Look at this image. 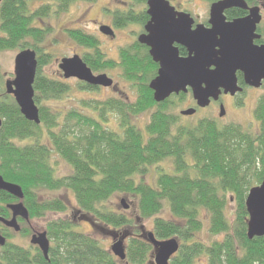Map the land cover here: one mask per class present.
Here are the masks:
<instances>
[{
  "label": "trees",
  "instance_id": "trees-1",
  "mask_svg": "<svg viewBox=\"0 0 264 264\" xmlns=\"http://www.w3.org/2000/svg\"><path fill=\"white\" fill-rule=\"evenodd\" d=\"M96 1L2 0L0 52H35L33 90L40 124L22 117L13 97L4 92L0 72V176L21 188L22 203L30 220L44 218L48 213H64L66 205L60 199L41 198L43 192L64 191L72 194L82 217L106 230L123 232L135 220L105 206L112 197L122 194L137 200V220L153 219L151 232L157 240L177 239L179 250L169 264H264V237L247 239L245 209L249 189L260 185L264 177V96L254 112L256 133L234 124L218 126L209 119L199 120L194 126L180 125L179 116L171 113L170 98L161 104L153 101L148 85L157 70L146 47L137 42L124 47L117 63L105 58L95 37L72 30L67 31L68 37L86 50L81 59L87 67L95 74L119 68L122 77L135 88L136 97L133 101L81 100L80 111L71 109L65 114L40 105L41 101H60L70 91L67 83L41 74L50 61L38 46L50 32L47 20L68 13L77 3ZM129 1L133 7L146 4V0ZM244 1L257 4V0ZM239 14L229 11L226 16L231 19ZM113 16L116 29L128 25L143 28L148 20L145 10L136 11L131 6ZM258 32L264 43V25ZM180 54L186 55L181 49ZM78 86L81 91L97 90L83 83ZM177 98L181 101L185 96L180 94ZM149 112L148 123L139 128L137 119ZM110 122L115 123L116 130L109 128ZM54 156L70 168L68 175L56 177ZM165 161L172 163L171 170L157 171L155 184L136 181L149 168ZM227 195L235 204L231 224L226 213L230 204ZM15 202L0 191V216L8 218L6 205ZM164 207L168 208L169 219L158 217ZM203 213L209 219L208 233L222 236L221 240L209 244L197 240ZM75 228L67 220L48 222V261L37 248L25 249L9 243L12 236L3 231L8 241L0 249V264H150L152 260L153 248L141 238L129 239L126 259L120 262ZM19 235L30 234L22 229Z\"/></svg>",
  "mask_w": 264,
  "mask_h": 264
},
{
  "label": "water",
  "instance_id": "water-1",
  "mask_svg": "<svg viewBox=\"0 0 264 264\" xmlns=\"http://www.w3.org/2000/svg\"><path fill=\"white\" fill-rule=\"evenodd\" d=\"M231 9L248 11L249 14L245 18L226 21L224 12ZM145 14L148 22L143 28L144 33L136 41L148 48L152 62L158 65L156 77L148 85L154 103L161 104L171 96L190 92L195 108H188L179 114L191 117L196 108L208 107L221 94L233 97L242 93L237 83V73L242 74L243 82L248 87L259 88L264 83V45H254V41L260 38L256 34L261 22L259 7L248 8L244 0H219L209 7L208 27L194 25L189 14L176 11L168 0H146ZM99 32L114 37L113 30L108 26L100 27ZM179 47L185 50V57L179 55ZM58 69L65 80L75 79L93 88L113 87L111 78L106 74L95 75L77 55L61 59ZM36 70L35 52L20 51L14 59V79L6 81L4 89L6 95L13 97L22 117L39 125V111L34 103L33 90ZM224 115L220 107L219 117ZM0 191L17 200V203L7 206L11 219L5 220L0 216V224L18 233L20 226L17 218L24 222L29 219L22 203V190L0 176ZM120 204L123 209H128L123 200ZM245 209L248 217L247 239L264 237V177L260 185L249 189ZM84 218L93 229L112 239V256L120 262L125 261L124 242L129 234L106 230L94 225L89 218ZM141 239L153 248L151 264H169L180 246L177 239L160 241L152 232L144 233ZM29 244L37 247L48 261L50 242L45 232L33 234ZM5 245L6 239L0 233V248Z\"/></svg>",
  "mask_w": 264,
  "mask_h": 264
},
{
  "label": "rangeland",
  "instance_id": "rangeland-1",
  "mask_svg": "<svg viewBox=\"0 0 264 264\" xmlns=\"http://www.w3.org/2000/svg\"><path fill=\"white\" fill-rule=\"evenodd\" d=\"M170 5L174 8L181 10L184 13L189 14L195 22V25H205L209 18V7L212 3H208L204 0H168ZM258 7L261 8L264 22V0H258ZM130 6L134 10H146V4L137 6L129 0H97L93 4L77 3L73 5L68 13L54 16L47 20L46 27L50 30L46 39L38 44L42 53L48 54L50 61L46 64L41 74L54 81H63L70 87L69 93L58 101H41L40 105L49 108L53 111H59L66 113L71 109L81 110L79 107V101L92 99L94 101H104L107 99H122L133 101L136 97L135 88L130 85L121 75L119 68L104 71L109 78L113 80L112 88H97L93 91H81L78 89V83L75 79L65 80L62 77V73L58 69V64L63 58H71L74 55L81 57L86 50L78 47L68 37L67 31H82L83 33L95 37L98 41L100 49L107 60H111L118 63L119 51L126 46L132 45L136 42V38L142 32V28L138 25H128L122 29H116L113 26V15L115 13H123L128 10ZM102 26H108L112 28L114 37H107L99 32V28ZM19 53L18 50L3 51L0 52V72L3 76V89L5 88V82L14 79V59ZM95 74V73H94ZM97 75V74H96ZM5 90V89H4ZM5 92V91H4ZM179 96V95H178ZM178 96H171L170 100L171 113L179 116V124L183 126H194L199 120L208 118L214 120L218 126L237 125L242 130L249 133H256L258 131V123L255 120L254 112L257 107L258 100L264 96V87L260 89L246 88L244 92L235 96L234 101L225 103V115L223 119L219 117V110H216L214 114L212 108L206 107L198 109L197 112L191 117L181 116L179 113L188 108H195V103L192 100L190 92L184 94L185 99L178 100ZM149 113H145L137 119V125L139 128H144L148 123ZM110 129L116 130L114 122L108 124ZM17 145L27 144V142L19 143ZM52 166L55 171L56 177H63L70 173V168L61 160L55 156L52 157ZM172 163L165 161L159 164L157 167L149 168L147 174L141 179L137 177L136 181L142 180L148 185L155 184V178L157 171L164 169L165 171L171 170ZM251 181V179H249ZM227 199L230 198V204L227 206V217L230 224L234 221L235 204L231 200V196L227 195ZM41 198L45 200L60 199L66 205V211L64 213L49 214L44 218L35 219L22 227L29 231L30 234H40L45 232V228L48 222L62 219L67 220L76 226L75 230L81 233L87 234L96 240L100 246L110 252L112 245V239L103 234L99 230H93L90 224L84 217L78 212L72 194L68 192H43ZM124 201V204L128 207L127 210L123 209L120 202ZM106 208L116 212L123 213L128 219L135 220L134 225L128 230H123L117 233H128L129 237L126 238L124 246L128 244L129 239L132 236L141 238L144 233L151 232L153 227V219L151 220H137V200L126 195H116L112 197L107 203ZM169 211L167 207H164L162 212L158 215L160 218L169 219ZM202 228L197 235V240L209 244L215 240H221L222 236L212 237L208 233L209 219L208 216L203 213L201 215ZM134 222V221H133ZM12 239L9 243L17 245L19 247L29 249L32 246L29 244L30 237H22L19 234L10 232ZM51 245V244H50ZM152 263V260L150 261Z\"/></svg>",
  "mask_w": 264,
  "mask_h": 264
},
{
  "label": "flooded vegetation",
  "instance_id": "flooded-vegetation-1",
  "mask_svg": "<svg viewBox=\"0 0 264 264\" xmlns=\"http://www.w3.org/2000/svg\"><path fill=\"white\" fill-rule=\"evenodd\" d=\"M258 1V0H257ZM247 4V3H246ZM258 5V3L257 4H251V5H248L247 4V6H248V8H253V7H258L257 6ZM176 9V11H178V12H182L181 10H179V9H177V8H175ZM229 11H238L239 13H241V14H239V16H237V17H233V18H231V19H228L227 18V12H229ZM248 14H249V12L248 11H243V10H239V9H231V10H228V11H225L224 12V15H225V18H226V21H233V20H236V19H241V18H245L246 16H248ZM147 16V15H146ZM260 16H261V22H260V24L257 26V29H256V34H258L259 36H260V38H259V40H255L254 41V45H258V46H260V45H264V43L263 42H261V38H262V36L260 35V33L258 32V29H259V27H261L262 25H264V22L262 23V21H263V16H262V11H261V8H260ZM209 19V18H208ZM148 22V20L146 21V23ZM145 23V24H146ZM194 25H195V22H194ZM144 26L145 25H143V28H144ZM205 27H208V20H207V22L205 23V25H204ZM143 28H142V32L140 33V34H143L144 33V31H143ZM112 29V28H111ZM139 36V35H138ZM137 36V37H138ZM137 39V38H136ZM145 47V46H144ZM148 49V48H147ZM179 49V55L181 56V54H180V49L181 50H183L184 51V53L186 54V52H185V50L183 49V48H178ZM147 53H148V51H147ZM186 56V55H185ZM185 56H182V57H185ZM156 65V70H158V65L157 64H155ZM156 73H157V71H156ZM102 74V73H101ZM236 77H237V83H238V86L239 87H241L242 88V92H244L245 91V89L246 88H252V87H248V86H246L245 84H244V82H243V78H242V74H240V73H237L236 74ZM262 87H264V83H262V85L259 87V88H252V89H260V88H262ZM234 99H235V96H233V97H231V96H229V95H223V94H221L220 95V97L218 98V100L217 101H211L210 102V104H209V106L208 107H210V108H212V110H213V112H214V114L216 113V110L218 109H220V107H222L223 108V110H224V112H225V103L224 102H228V103H230V101H234ZM199 108H196V112H197V110H198ZM219 115V114H218ZM205 119H208V118H205ZM221 119H223V117L221 118ZM213 120V119H212ZM214 121V120H213ZM215 122V121H214ZM15 203H17V202H15ZM15 203H11V204H15ZM8 205H10V204H7L6 205V209H7V206ZM49 214H52V213H48L47 215H49ZM53 214H55V213H53ZM29 215V214H28ZM46 215V216H47ZM2 217V216H1ZM2 218H4V217H2ZM5 220H9V219H11V213L9 212V217L8 218H4ZM30 221H32V220H30V218L28 219V222H24L23 220H21V219H19V218H17V223H18V225L20 226V232H18V233H14L13 232V230H11V229H9V228H7V227H5L3 224H0V233H1V235L6 239V242L8 241L7 240V238L3 235V231H6L7 233H10L11 231L14 233V234H20L21 233V231H22V229H24L22 226L23 225H26V224H28ZM93 229V228H92ZM26 230V229H25ZM93 230H95V229H93ZM26 231H28V230H26ZM29 232V231H28ZM45 233H46V231H45ZM30 234V233H29ZM33 234H30L29 235V237L31 238V236H32ZM46 235H47V233H46ZM48 238V237H47ZM30 240V239H29ZM49 240V239H48ZM50 242V241H49ZM32 248H37V247H34V246H32ZM38 249V248H37ZM151 264V263H150Z\"/></svg>",
  "mask_w": 264,
  "mask_h": 264
}]
</instances>
